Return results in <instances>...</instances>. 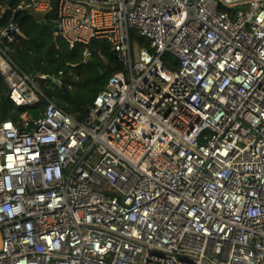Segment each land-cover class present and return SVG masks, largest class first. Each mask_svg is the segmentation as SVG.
<instances>
[{
  "label": "built area",
  "instance_id": "built-area-1",
  "mask_svg": "<svg viewBox=\"0 0 264 264\" xmlns=\"http://www.w3.org/2000/svg\"><path fill=\"white\" fill-rule=\"evenodd\" d=\"M53 2L70 50L105 40L124 71L82 121L49 103L0 123V264H264V0L18 9ZM0 74L16 106L43 97L3 54Z\"/></svg>",
  "mask_w": 264,
  "mask_h": 264
},
{
  "label": "trees",
  "instance_id": "trees-1",
  "mask_svg": "<svg viewBox=\"0 0 264 264\" xmlns=\"http://www.w3.org/2000/svg\"><path fill=\"white\" fill-rule=\"evenodd\" d=\"M19 3L20 0H0V31L14 25L22 34L12 42L0 36V54L32 79L43 97L32 106H16L9 99V88L0 74V123L9 120L23 130L22 116L37 120L49 103L82 121L108 79L124 71L117 53L107 41L94 40L88 49L90 58L84 61L83 46L76 45L70 50L55 30V2L46 14L20 10ZM130 37L138 46L148 47L147 41L136 32ZM163 60L168 66L178 67L170 55H165ZM41 76L61 80V88Z\"/></svg>",
  "mask_w": 264,
  "mask_h": 264
},
{
  "label": "water",
  "instance_id": "water-1",
  "mask_svg": "<svg viewBox=\"0 0 264 264\" xmlns=\"http://www.w3.org/2000/svg\"><path fill=\"white\" fill-rule=\"evenodd\" d=\"M55 30H56V28H55ZM19 36L22 37V34H19ZM44 80H46L47 82L51 83L52 85H54L58 88H61V80H57V79H54L51 77H45Z\"/></svg>",
  "mask_w": 264,
  "mask_h": 264
},
{
  "label": "rangeland",
  "instance_id": "rangeland-1",
  "mask_svg": "<svg viewBox=\"0 0 264 264\" xmlns=\"http://www.w3.org/2000/svg\"><path fill=\"white\" fill-rule=\"evenodd\" d=\"M132 49H133L134 57L136 58V57L138 56V51H139V49H138L137 46H133Z\"/></svg>",
  "mask_w": 264,
  "mask_h": 264
},
{
  "label": "crops",
  "instance_id": "crops-1",
  "mask_svg": "<svg viewBox=\"0 0 264 264\" xmlns=\"http://www.w3.org/2000/svg\"><path fill=\"white\" fill-rule=\"evenodd\" d=\"M3 9H5V7H3Z\"/></svg>",
  "mask_w": 264,
  "mask_h": 264
}]
</instances>
